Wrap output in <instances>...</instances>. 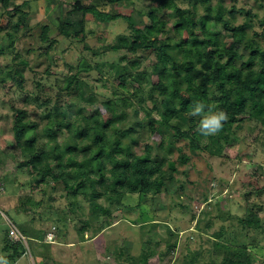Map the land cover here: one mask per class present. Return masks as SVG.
<instances>
[{
    "label": "trees",
    "instance_id": "1",
    "mask_svg": "<svg viewBox=\"0 0 264 264\" xmlns=\"http://www.w3.org/2000/svg\"><path fill=\"white\" fill-rule=\"evenodd\" d=\"M44 1L47 12L53 8L57 11L53 19L50 16L55 35L50 36L48 23L38 25L37 40L40 45L36 42L37 56L50 58L49 49L58 39L81 42V52L88 50L86 39L91 31L85 30V21L90 17L106 23L123 18L129 31V35L118 36L113 44L94 50V54L121 50H143L153 54L150 65H145L143 60L123 64L125 55L117 61H101L92 65L81 56L75 68L68 66L64 75H53L54 82L42 75L33 81L36 89L33 100L44 107L45 114L39 119L43 123V160L34 170L33 178L41 182H59L65 193H74V204H80L78 194L88 203L91 219L83 218L81 226L76 229L77 242L83 241L84 228L96 233L121 221L111 214L110 208L98 203L99 199L120 207L126 195H155L161 189H167L168 184L174 181L173 173L176 171L175 162L169 160L172 150L180 152L178 159L181 163L188 160L181 146H176L177 142L187 140V147L193 153L200 150L224 157L227 155L226 147L234 140L233 125L242 119L255 121L260 135L257 136L264 139V48L256 42L260 33L252 31L250 20L254 14L235 8L233 3L236 0H229L232 2L230 6L224 4L225 0H217L215 5L211 0H181L188 4H201L203 13L197 15L187 7L179 8L177 0H168L174 6L169 27L166 14H160L165 9L162 2L141 13L146 22L140 27L125 12L110 13L99 8L104 5L118 6L122 2L131 5L132 0ZM25 4L26 1L0 0L2 9L12 12L11 24L4 34L9 41L7 45H0L1 55H16L13 35L20 29L30 31L29 12L22 9ZM236 13L245 16L240 24L233 22ZM260 24H264L263 19ZM130 36L134 37L133 40ZM211 36L217 41L208 44L206 38ZM49 61L51 64L55 59ZM28 64L23 57L0 67V85L25 93L24 69ZM94 71L99 78L106 75V78L112 79L120 89L119 93L113 90L111 96L101 102L105 110L118 113L108 122L99 119L98 109L91 110L98 96L94 86L79 77L81 73ZM170 80H175L176 89L183 92V96L177 97L172 92ZM51 88L54 99L49 106ZM72 94L82 108L72 106ZM147 100L150 105L145 104ZM24 102H28L27 98ZM197 103L205 105V112L211 107L213 111L222 109L228 114V120L218 134L204 137L198 132L201 117L190 115ZM84 109L91 112L86 113ZM139 111L143 112L142 117H139ZM93 116L97 119L91 120ZM146 133L158 134L159 142L155 146L146 143L142 152H134V147L146 137ZM59 136L61 142L58 141ZM6 144L12 159L20 161L19 167L28 168L31 163L29 147L17 138L10 139ZM4 175L0 177V195L7 192V182L10 186L12 184L5 180ZM28 201L27 196L23 198L21 207L26 209ZM231 221L240 225L243 231L249 229L247 216L235 217ZM146 224L151 228L159 222H154L152 216L150 220L142 221L140 226ZM22 228L29 230L30 227L24 225ZM258 228L264 231V224L261 223ZM169 234L175 237L178 232L171 230ZM213 235L212 247L206 251L207 261H199L202 252L197 250L186 256L183 264H216L213 259L218 256V264H254L248 244L240 242L236 236L224 238L222 229ZM4 242L8 261L24 254L21 240L9 239L8 232ZM176 244V239L167 243L166 252L172 253ZM133 260L132 264H147V259L139 261L136 257ZM167 262L169 260L165 264Z\"/></svg>",
    "mask_w": 264,
    "mask_h": 264
},
{
    "label": "rangeland",
    "instance_id": "2",
    "mask_svg": "<svg viewBox=\"0 0 264 264\" xmlns=\"http://www.w3.org/2000/svg\"><path fill=\"white\" fill-rule=\"evenodd\" d=\"M16 1H26L22 9L29 12L30 31L20 29L13 35L16 55L0 54V67L23 57L29 64L24 69L25 93L0 85V177L5 174V180L12 182L11 186L6 183L7 192L0 195V253L6 254L4 240L11 226L10 222L25 235V242L21 240L24 247L23 257L13 258L9 264H132L136 257L139 261L147 259V264H165L167 260V264H183L186 256L189 257L191 252L197 250L202 252L199 261H207L209 257L206 251L212 247L213 234L221 229L224 230V238L232 235L238 237L240 242L248 244L254 264H264V231L258 228V225L264 224V139L259 137L256 122L249 119L238 120L233 125L234 140L226 147L227 155L224 157L200 150L193 153L187 147V140L177 142L176 146H181V151L188 156V160L181 163L178 159L180 152L177 149L172 150L169 160L175 162L176 171L173 173L174 181L168 184L167 189L163 188L155 195H126L120 207L109 205L103 198L99 199L98 203L110 208L111 214L121 221L96 233L92 229L84 228L83 241L79 245L81 251L77 255L73 250H78V247L73 248L71 244L65 246L63 241L67 240L74 244L80 243L76 240V229L81 226L83 218L91 219V211L80 194L77 195L80 204H74V193H65L59 182H41L33 178L34 170L43 160V123L39 119L45 116L44 107L33 100L36 92L33 81L42 75L54 82L53 75H64L68 66L75 68L81 56L92 65L101 61H117L122 55H125L123 64L143 60L145 65H150L153 54L143 50L94 54V50L113 44L118 36L129 35V31L123 18L106 23L90 17L85 21V30L91 31L86 39L88 50L81 52V42L58 39L49 49L50 58L37 56L35 46L38 43V25L48 23L51 28L50 36H54V25L50 16L53 19L57 11L53 8L47 12L44 0ZM211 1L215 5L217 0ZM158 2L164 5L165 9L160 14H166L169 27L174 6L168 0H132L131 5L122 2L120 6L104 5L99 8L110 13L125 12L134 19L136 25L142 27L146 22L143 14ZM224 4L230 6L232 2L225 0ZM233 4L237 9L249 10L254 14L250 20L252 31L260 33L256 42L264 48V24H260V20H264V0H236ZM176 5L179 8H189L192 14L203 13V7L199 3L188 4L177 0ZM11 16V11H4L0 6V45H7L9 41L4 34L11 24ZM244 20L243 13H236L233 17L234 24H240ZM133 38L130 36V40ZM216 41L214 36L206 38L208 44ZM49 59H55V62L50 64ZM79 77L94 86L98 100L91 110L98 109L99 119L108 122L110 118L118 115L105 110L101 104L103 99L111 96L113 90L120 92L116 82L106 78V75L99 78L95 71L81 73ZM170 88L177 97L183 96V92L177 91L175 80H170ZM52 90H49V106H52L54 99ZM70 97L74 100L71 102L73 107H83H80L73 94ZM24 98L28 102H24ZM145 104L150 105V101H145ZM91 110L84 109V112L89 113ZM138 115L142 117L143 112L139 111ZM96 119V116L91 118ZM13 138L29 147L31 163L28 168L19 167L20 161L12 159L8 151L6 142ZM58 141H62L60 136ZM158 142V134L146 133V137L134 147V152H142L146 143L155 146ZM26 196L29 201L28 207L24 209L20 203ZM251 203L254 204L252 207L249 206ZM152 216L154 222H159L155 224L156 227L150 228L149 224L140 226L142 221L150 220ZM243 216H247L250 223L246 231L235 221H231L235 217ZM24 225L30 227L29 230L23 229ZM171 230L177 231V236H170ZM47 231L54 232L51 241L45 240ZM174 239L177 241L176 247L168 254L166 245ZM38 248L41 256L36 252ZM49 254L52 255L51 260L48 258ZM39 256L43 262L39 261ZM213 260L218 264L220 257H214Z\"/></svg>",
    "mask_w": 264,
    "mask_h": 264
},
{
    "label": "clouds",
    "instance_id": "3",
    "mask_svg": "<svg viewBox=\"0 0 264 264\" xmlns=\"http://www.w3.org/2000/svg\"><path fill=\"white\" fill-rule=\"evenodd\" d=\"M190 115L193 117H201L198 132L204 137L218 134L222 130L224 123L228 120V114L224 110L213 111L209 107L208 111L205 112V105L202 103L195 104L190 111ZM49 232L52 233L51 231L47 233ZM47 233L45 234V240L49 241L47 240ZM0 264H9L6 255L3 253H0Z\"/></svg>",
    "mask_w": 264,
    "mask_h": 264
},
{
    "label": "built area",
    "instance_id": "4",
    "mask_svg": "<svg viewBox=\"0 0 264 264\" xmlns=\"http://www.w3.org/2000/svg\"><path fill=\"white\" fill-rule=\"evenodd\" d=\"M0 190H1V187H0ZM11 226L9 227V230H8V237L13 240V241H16V240H23V242H25V238L24 236L18 231V229L16 228V226L10 222ZM53 238V234L52 233H47V240H52Z\"/></svg>",
    "mask_w": 264,
    "mask_h": 264
},
{
    "label": "crops",
    "instance_id": "5",
    "mask_svg": "<svg viewBox=\"0 0 264 264\" xmlns=\"http://www.w3.org/2000/svg\"><path fill=\"white\" fill-rule=\"evenodd\" d=\"M51 230V229H50ZM48 232V231H47ZM46 232V233H47ZM55 241H58V239L57 240H55ZM63 242H66L65 243V246H69V244H71V245H73L72 247L73 248H76V247H78V250L77 249H74L73 250V248H72V250H73V252L75 253V255H77L78 254V251H81L80 250V247H79V245L81 244V242L80 243H76V244H74L72 241H63ZM40 248H38V250L36 249V252L38 253V255H40L41 256V253H40V250H39ZM75 250H77V252L75 251ZM38 257V259H39V261L41 262H43V260H42V258L41 257ZM21 257H23V255L21 256ZM48 258H50L49 260H51V258H52V255L51 254H49V256H48ZM21 259V258H20Z\"/></svg>",
    "mask_w": 264,
    "mask_h": 264
}]
</instances>
